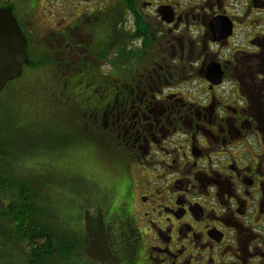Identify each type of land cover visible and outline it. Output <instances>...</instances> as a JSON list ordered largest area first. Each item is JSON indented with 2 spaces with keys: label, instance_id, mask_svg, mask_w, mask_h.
<instances>
[{
  "label": "flooded vegetation",
  "instance_id": "obj_1",
  "mask_svg": "<svg viewBox=\"0 0 264 264\" xmlns=\"http://www.w3.org/2000/svg\"><path fill=\"white\" fill-rule=\"evenodd\" d=\"M20 1L30 24L39 0ZM105 2L44 0L49 10L40 17L54 30L33 40L21 27L28 49L45 43L85 66L100 64L78 49L83 28L93 37L102 23ZM60 6L70 9L66 24L53 16ZM120 7L134 48L123 50L119 81L108 68L106 91L78 94L77 113L85 144L113 169L110 203L124 212L128 232L111 244V257L264 264V0H122ZM194 84L203 100L194 98Z\"/></svg>",
  "mask_w": 264,
  "mask_h": 264
},
{
  "label": "rangeland",
  "instance_id": "obj_2",
  "mask_svg": "<svg viewBox=\"0 0 264 264\" xmlns=\"http://www.w3.org/2000/svg\"><path fill=\"white\" fill-rule=\"evenodd\" d=\"M7 1L9 0H0V11L6 10ZM10 1L14 3L12 12L16 22L23 29L28 25L30 34L34 35L33 40L38 39L37 35L42 38L53 32L52 24L48 26L45 24L46 19L40 17L42 12L47 14L46 10L41 9L42 7L49 10L44 0L35 2L37 10L30 24L21 16L22 1ZM52 10L56 14L53 13L55 19L65 18L64 24L70 21V16L68 18L70 9L65 6L62 9L60 6L59 10L55 8ZM102 18L104 20L96 27L97 31L93 33V37L89 34L88 28H83L85 44L80 42L82 45L80 51L85 54L91 53L95 56V64H100L93 63L78 67L79 70L76 71L69 70L64 78L77 83L79 86L77 90L71 87L64 90L63 82L55 78L59 71L52 72L51 67H45L34 71L23 69L22 76L8 87L6 85L2 94L0 93V108L3 117L8 119L6 124L11 127L12 138L18 142V150H20L18 160L22 161V170L30 175L29 184L40 192L41 199L37 202L49 215L51 228L58 233V230H65L72 236L73 234L77 236L75 244L73 243L75 258L73 262L77 264H110L108 261L116 264L106 251L104 238L113 243L121 232H128L124 229V220H113L117 216L121 217L124 212L123 209L116 208L115 202L114 206L111 205L107 196L108 189H111L114 180L111 178L110 172L113 169L108 159L96 149L93 152L94 147L91 145L81 144L83 138L79 130L72 126V124L77 126V118H74L72 114L66 115L71 108L76 109V95L79 90L85 93L92 92L98 87L106 90L109 82L106 81L102 71L107 72L109 68L114 72H122L124 67L120 64V58L123 57L124 49L121 50L119 46L134 48L135 44L130 39L125 40L123 37L119 39V35L117 37V30L127 29L126 27L131 25L129 17L123 21L122 28L117 27V29L113 25L117 21L116 18L109 19L103 16ZM59 23L64 25L62 22ZM44 47V43L39 47L30 45L28 53L32 55L34 52L38 55L40 50H45ZM105 47L110 52L108 56ZM61 52H65V49ZM108 57L114 58L116 62L110 65L103 63V60ZM89 58L92 59V57ZM77 60V57H74L73 62ZM109 76H113L116 81L121 79L120 75L114 76L109 73L107 77ZM184 90L186 92L185 88ZM190 90L194 98L197 96L203 100L205 97L202 89L196 84ZM87 218L92 222L93 227L96 224L92 254H89L91 258L89 256L88 261L84 258L89 246L86 241L89 235L85 230ZM20 248L22 251L21 246ZM14 252L17 253V249ZM13 257H10L8 264H22L24 258L22 255L15 254ZM48 263L61 264L54 260ZM62 264L70 263L64 261ZM124 264H126L125 261Z\"/></svg>",
  "mask_w": 264,
  "mask_h": 264
},
{
  "label": "trees",
  "instance_id": "obj_3",
  "mask_svg": "<svg viewBox=\"0 0 264 264\" xmlns=\"http://www.w3.org/2000/svg\"><path fill=\"white\" fill-rule=\"evenodd\" d=\"M120 1L122 0H106L104 6L105 14L103 17L109 19L116 18L117 21L113 24L116 29L117 27H120L122 19ZM13 4L10 0L7 1L6 9H11L13 11ZM118 35L119 39L123 37V39L128 40L122 29H120V31L117 30V37ZM38 44H40V42H38ZM119 48L122 50L125 46H119ZM44 49V51L40 50L38 55L34 52L32 55L27 53L29 61L24 69H31L33 71L44 69L45 67L48 68L49 63L53 66L50 68L52 72L59 71L55 78L63 82L64 90H67L69 87L76 88L77 90V87H79L77 86V83L71 82L69 79L65 80L64 78L69 70H79L78 67H83L87 60L84 62V58L82 59V57H79L81 59L78 62H73L74 57L76 56H72L71 52L65 51L64 53H59L55 49H50L47 44H45ZM80 50L81 48L78 49V51ZM105 50L108 52V55L110 53L108 48ZM161 51L162 50H159L158 53L160 54ZM122 54L124 56V52H122ZM84 56H87L89 60L91 59L89 57H92V59L95 57L91 55V53H86ZM110 59L112 62H116L114 58L110 57ZM120 60L121 66L124 67L123 57H121ZM116 74L121 75V73L118 72H116ZM10 84L11 83L7 84V87ZM106 90L98 87L92 92H104ZM79 93L88 94L91 92L85 93L79 90ZM78 94L76 95V109L71 108L66 115L72 114L74 118H77V126H74L69 118L68 120L73 128L79 130V134L82 136V131L84 130L83 125L86 121L85 118H79L77 115L78 111L81 109V104H79L81 96ZM7 121L8 119L3 117L0 108V264H8L10 257L14 258L13 256L15 254L24 257L22 259V264H49L48 262L53 260L60 262L61 264L64 261L70 264H75L76 262H73L75 259L73 246L77 236L75 234L72 236L69 231L65 230H58V233L51 228L52 224L49 221V215L37 202L41 199L40 192L29 184L28 180L30 179V175L22 170V161L20 162L18 160V157L20 156L18 142L12 138L10 131L11 127L6 124ZM82 138L83 141L81 144L83 145L85 143V137L82 136ZM106 210L110 211L107 208ZM120 218L121 217L117 216L113 220H120ZM86 221L88 222L85 223V230L89 235V239L87 238L86 241L89 243V246L84 258L88 261L89 254H92L91 250L94 244L92 240L95 235L94 228L96 227V224H94L93 227L92 222L88 218ZM104 239V242L106 243V251L109 252L108 254L112 261L114 258L116 264H124V261L126 264H135L137 259L135 256L132 257L131 254L125 253L122 256L117 255L111 257L110 248L112 247V242L107 240L106 237ZM20 246L22 247V251ZM15 249H17V253L14 252ZM108 262L112 264L110 261Z\"/></svg>",
  "mask_w": 264,
  "mask_h": 264
},
{
  "label": "water",
  "instance_id": "obj_4",
  "mask_svg": "<svg viewBox=\"0 0 264 264\" xmlns=\"http://www.w3.org/2000/svg\"><path fill=\"white\" fill-rule=\"evenodd\" d=\"M28 43L11 9L0 11V93L22 76L29 58Z\"/></svg>",
  "mask_w": 264,
  "mask_h": 264
}]
</instances>
